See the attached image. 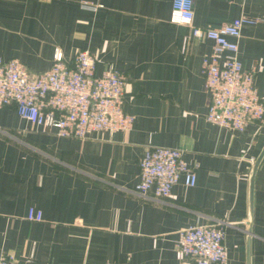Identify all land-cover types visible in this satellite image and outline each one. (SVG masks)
<instances>
[{"label":"crops","instance_id":"1","mask_svg":"<svg viewBox=\"0 0 264 264\" xmlns=\"http://www.w3.org/2000/svg\"><path fill=\"white\" fill-rule=\"evenodd\" d=\"M0 0V54L33 73L49 68L56 46L65 59L80 48L125 75L123 109L129 130L59 136L0 107V252L19 264H182L174 248L181 228L224 226L225 264H264V155L255 172L249 217V176L264 145V121L242 130L206 118L210 92L203 59L212 40L192 26H218L240 13L238 57L252 68L264 95V0H193L191 25L169 20L172 0ZM181 148L196 181L183 176L162 198L136 190L148 146ZM30 206L42 211L30 220ZM219 264V263H217Z\"/></svg>","mask_w":264,"mask_h":264},{"label":"built area","instance_id":"2","mask_svg":"<svg viewBox=\"0 0 264 264\" xmlns=\"http://www.w3.org/2000/svg\"><path fill=\"white\" fill-rule=\"evenodd\" d=\"M80 4L90 9L102 6L91 0ZM193 16V0H172L171 22L191 25ZM256 20L240 13L218 26H192L193 35L204 34L212 40L202 72L211 95L206 118L219 126L242 130L251 119L264 121V95L258 92L253 69L243 67L238 57L241 26ZM95 62L86 48L65 59L56 46L49 68L33 73L20 58L0 54V107L15 104L22 117L59 136L84 138L93 130H129L134 115L122 106L125 75L115 66L95 73ZM138 165L136 190L143 196L169 195L181 176L186 184L196 181L195 166L188 164L178 147L148 146ZM27 217L41 220L42 211L30 206ZM224 234L221 222L187 225L178 232L175 256L182 264H225ZM0 264L19 261L13 253L0 252Z\"/></svg>","mask_w":264,"mask_h":264},{"label":"water","instance_id":"3","mask_svg":"<svg viewBox=\"0 0 264 264\" xmlns=\"http://www.w3.org/2000/svg\"><path fill=\"white\" fill-rule=\"evenodd\" d=\"M264 155V145L261 148L260 152L256 156V158L253 161L252 168H251V173L249 176V217L251 216L252 212V203H253V185H254V177H255V172L256 168L261 160V158ZM250 234H251V227H250V219L248 220V237H247V264H250Z\"/></svg>","mask_w":264,"mask_h":264}]
</instances>
